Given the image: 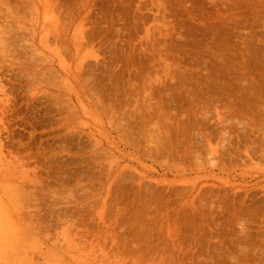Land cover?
<instances>
[{
    "label": "rangeland",
    "instance_id": "rangeland-1",
    "mask_svg": "<svg viewBox=\"0 0 264 264\" xmlns=\"http://www.w3.org/2000/svg\"><path fill=\"white\" fill-rule=\"evenodd\" d=\"M0 223V264H264V0H0Z\"/></svg>",
    "mask_w": 264,
    "mask_h": 264
},
{
    "label": "bare ground",
    "instance_id": "bare-ground-1",
    "mask_svg": "<svg viewBox=\"0 0 264 264\" xmlns=\"http://www.w3.org/2000/svg\"><path fill=\"white\" fill-rule=\"evenodd\" d=\"M25 1V0H24ZM37 1V0H36ZM22 3V2H21ZM23 4V3H22ZM26 4V3H25ZM28 4V3H27ZM52 9H54V6L53 7H51ZM56 8V7H55ZM59 8H60V6H59ZM55 11V10H54ZM57 12V11H56ZM59 12V11H58ZM55 13V12H54ZM61 14V13H60ZM59 16V15H58ZM60 18L59 17H57V20H59ZM61 20V19H60ZM58 23V22H57ZM61 23V22H60ZM60 28H61V26H60ZM47 30H48V28H47ZM58 32V31H57ZM60 34V33H59ZM17 204V203H16ZM1 224V223H0ZM1 240V239H0ZM2 243V242H1ZM2 247V246H1ZM1 249V248H0Z\"/></svg>",
    "mask_w": 264,
    "mask_h": 264
}]
</instances>
